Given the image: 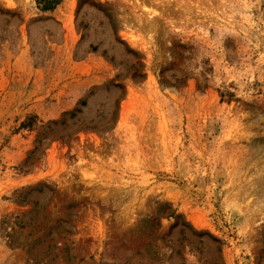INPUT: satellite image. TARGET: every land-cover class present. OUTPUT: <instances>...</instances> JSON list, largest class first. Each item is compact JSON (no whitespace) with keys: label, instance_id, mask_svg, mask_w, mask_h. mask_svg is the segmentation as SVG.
Here are the masks:
<instances>
[{"label":"rangeland","instance_id":"1","mask_svg":"<svg viewBox=\"0 0 264 264\" xmlns=\"http://www.w3.org/2000/svg\"><path fill=\"white\" fill-rule=\"evenodd\" d=\"M0 0V264H264V0Z\"/></svg>","mask_w":264,"mask_h":264},{"label":"trees","instance_id":"2","mask_svg":"<svg viewBox=\"0 0 264 264\" xmlns=\"http://www.w3.org/2000/svg\"><path fill=\"white\" fill-rule=\"evenodd\" d=\"M39 1L40 0H37V5H39ZM57 3H58V0H45V4H43L41 8L44 10H52L55 8Z\"/></svg>","mask_w":264,"mask_h":264}]
</instances>
